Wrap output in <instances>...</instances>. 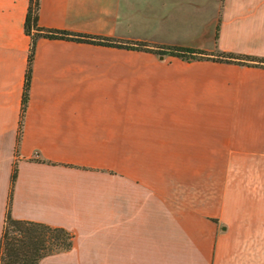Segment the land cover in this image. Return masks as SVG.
<instances>
[{"label": "crops", "instance_id": "obj_1", "mask_svg": "<svg viewBox=\"0 0 264 264\" xmlns=\"http://www.w3.org/2000/svg\"><path fill=\"white\" fill-rule=\"evenodd\" d=\"M0 0V235L62 226L37 264H264V66L39 37ZM40 25L264 57V0H40Z\"/></svg>", "mask_w": 264, "mask_h": 264}, {"label": "trees", "instance_id": "obj_2", "mask_svg": "<svg viewBox=\"0 0 264 264\" xmlns=\"http://www.w3.org/2000/svg\"><path fill=\"white\" fill-rule=\"evenodd\" d=\"M39 2L40 0H28V7L24 20L25 32L30 35V46L21 97V111L15 146L16 150L21 135L22 121L29 95L35 44L37 39L41 36L49 38H67L76 41L143 49L157 54L179 56L187 60L214 58L216 60L227 62L252 63L264 66V57H256L248 54L221 51L215 54V56H211L212 52L200 48L181 45L151 44L141 40L131 41L107 35L83 33L43 26L38 22ZM15 177L16 164L13 165L9 202L4 219L3 231L0 235V264H37L40 258L47 254L69 249L72 245L73 233L65 227L53 226L41 221L17 219L11 216L9 205Z\"/></svg>", "mask_w": 264, "mask_h": 264}, {"label": "rangeland", "instance_id": "obj_3", "mask_svg": "<svg viewBox=\"0 0 264 264\" xmlns=\"http://www.w3.org/2000/svg\"><path fill=\"white\" fill-rule=\"evenodd\" d=\"M217 53H219V52H217ZM217 53H216V54H217Z\"/></svg>", "mask_w": 264, "mask_h": 264}]
</instances>
